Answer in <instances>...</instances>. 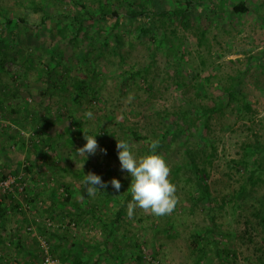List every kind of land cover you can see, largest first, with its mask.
Here are the masks:
<instances>
[{
	"label": "rangeland",
	"instance_id": "374dc122",
	"mask_svg": "<svg viewBox=\"0 0 264 264\" xmlns=\"http://www.w3.org/2000/svg\"><path fill=\"white\" fill-rule=\"evenodd\" d=\"M179 1L0 0V21L6 15L29 23L0 33V48L8 58L0 68V197L8 209L6 231L0 225V264H197L191 234L213 221L203 201H192L198 192L183 166L182 147L186 138L194 141L201 133L194 127L182 135L174 115L188 100L212 103L221 82L245 72L242 89L255 109V122L224 117L213 122L209 133L218 140L208 178L212 194L236 190L242 175L232 161L239 158L244 141L264 136V0H224L222 6L198 2L190 26L168 18L153 24L147 18L150 32L141 37L142 22L123 14L129 2L159 12L176 9ZM241 1L249 14L231 10ZM105 6L119 10L121 20L104 18L100 12ZM212 6L217 10L209 16ZM75 15L87 20L80 32L69 20ZM43 20L46 26H40ZM72 33L77 40H71ZM183 46L189 51L187 61L181 59ZM149 64L144 78L138 76ZM50 67L56 68L51 71L56 77L48 75ZM209 73L215 77L207 80ZM76 77L87 79L96 94L78 97L69 86ZM59 80L69 90L60 89ZM87 111L93 113L91 119ZM84 135L96 136L107 154L99 148L95 155L81 154ZM121 139L137 156L148 152L150 140L163 142L156 149L170 167L178 197L170 214L157 217L137 208L132 218L127 216L131 178L120 170L116 144ZM47 141L50 145L44 146ZM89 172L104 181L119 179V192L109 184L87 195L82 182ZM67 187L72 195L68 206ZM263 193L251 192L232 211L216 210L221 240L210 253L214 261L203 264H264V229L255 216ZM207 242V248H214Z\"/></svg>",
	"mask_w": 264,
	"mask_h": 264
},
{
	"label": "trees",
	"instance_id": "16d2710c",
	"mask_svg": "<svg viewBox=\"0 0 264 264\" xmlns=\"http://www.w3.org/2000/svg\"><path fill=\"white\" fill-rule=\"evenodd\" d=\"M206 1L207 3L218 1L220 6L224 5L222 4L224 0H181L179 1L178 7L176 9L155 12L152 8L145 9L146 6H144V4H136L132 3V1L129 2L130 5L128 6L127 11H124L123 14H126L125 16L127 18H132L135 22H142V25L138 27L139 36L141 37L142 35L150 32V30L147 28L146 23L144 22L147 18L151 19V21H153V24L156 23V21L161 22L162 20L168 18L170 19V21H174V19L180 20L182 21V23L185 21L186 24L184 26H190L189 21L191 18V12L195 8L196 4L198 2L205 3ZM77 5L78 7L81 6L86 9V6H84L80 2ZM215 10L217 9L212 6V8L209 9V16H212L213 13L211 12H214ZM231 10L239 15L249 14L250 12L249 6L244 1L238 2L237 4L232 6ZM100 13L104 18L111 17L117 22L122 18V14L119 13V10L112 9V7L110 6L102 7V12ZM69 20L72 21L74 25H78V32H80L84 22L87 21L84 16L81 15L78 17L77 15H75V17H71L69 18ZM45 22L46 21L43 20L40 26H46ZM206 23L211 24L210 21H206ZM28 25L29 23H27L22 18H14L5 15L4 19L0 21V33L3 34L9 31L11 27H14L16 32ZM66 26L67 25H64L65 28H61L65 36L69 32L68 27ZM205 32L206 30L204 29L200 33V44L204 41V38H206ZM175 33V31H171V34ZM71 35L73 36L71 38L72 41L77 38V36L73 35V33ZM166 37L167 39L169 38L168 35ZM75 43L77 44V42ZM105 44L107 45V43ZM188 53L189 51L187 50V47L183 46L180 53L182 61H187ZM6 54L7 51L3 48H0V68L2 67V69L3 64L8 59ZM15 54L17 55V53ZM150 66L151 65L149 64L148 66L143 68L144 70L137 71L138 76L144 78L143 73H148ZM50 68L51 70L50 72L48 71V75L50 77H56V75L52 73L56 72V68ZM137 74L134 73L133 75ZM198 76L199 75H197L196 78ZM244 76L245 72H238L235 75H229L226 81L220 83L221 90L219 91V95H217V97H214L213 95L211 96L213 100L212 103H204L199 105V103H192V101L188 100L186 103L180 104L178 112L174 115L175 120L173 121V124L179 128L178 131L182 135H185L194 127L196 128V131L201 133L200 136L195 137L194 141H190V138H186L182 147L185 154L183 166H185V168L191 172L192 178L190 180L194 183V186L198 192V198L194 197L192 198V201L194 204L203 201L205 206L209 209V214L211 215V220L213 221V225L208 227L207 229L200 230L197 233L191 234L190 246L196 254L197 264H203L205 260L211 262L214 261L210 253H213L214 249L219 246V242L221 240V238H217V228L219 222L215 213L216 210H225L226 207H228V211H232L239 200L245 199V197L249 196L251 192H255L256 190H264V136L263 138H260L259 135H255L256 137L254 140L250 139L244 141L241 145V154L239 158L232 161L234 167H236L239 174L242 175V182L236 190L228 194H223L222 196H213L210 184L208 183V178L210 176L209 170L213 166L214 160L218 156V140L216 138L210 137L209 134L213 122L215 120H222L224 119V117H228L229 120H233L234 123L244 122L247 124L249 122H255V109L253 108L252 102L249 100L248 96L242 89ZM212 77H215V75L209 73V75L205 78L209 80ZM56 80L57 78L54 79V81ZM50 84L53 86L54 83ZM58 84L60 86V89L65 91L69 90V87H66L64 83L61 82V80L58 81ZM198 84H195L193 86H198ZM70 85L73 88L75 94L80 98L96 94V91L88 83L87 79L76 77L74 81H70L69 86ZM54 87L56 88L55 85ZM196 93L202 95L201 91H196ZM191 116L194 119H191ZM39 128L43 129L44 124H41ZM43 132L46 137H49L47 136L48 132L46 131V129ZM133 134L136 135V133L134 132ZM161 143L163 142L159 139V144ZM46 145L49 146L50 141H47L44 144V146ZM35 152L36 154H40V152L42 151H40L38 146H35ZM156 153H159L158 149H156ZM26 170L29 171V169ZM68 189L69 188L67 187L66 192L68 193V197L64 198V202L67 204V206L70 202H72V195L69 192L70 190ZM259 199L260 200L257 203L258 208L256 209L257 213L255 214V216L259 218V224L262 225L264 229V193ZM1 200L2 199L0 197V225L3 227V230L6 231L4 229V226L5 216L7 217L8 209L7 207H4V204ZM53 203H55V201H53ZM80 214L84 215V217L87 215V213L82 210L80 211ZM94 216L97 215L93 213L92 217ZM115 222L117 221L110 223V227H113L112 225ZM106 236L110 238V236L112 235L106 234ZM208 236L209 239H207ZM107 237L105 238L106 240L108 239ZM206 240H208L207 244L211 245L212 243L214 248H207V245H204ZM110 245H112V243H110ZM105 250H110L107 247L106 243ZM261 251L262 255L264 256V249L261 248ZM137 258L139 259V261H143L141 256H138ZM77 264L83 263L79 262Z\"/></svg>",
	"mask_w": 264,
	"mask_h": 264
},
{
	"label": "clouds",
	"instance_id": "9594fccd",
	"mask_svg": "<svg viewBox=\"0 0 264 264\" xmlns=\"http://www.w3.org/2000/svg\"><path fill=\"white\" fill-rule=\"evenodd\" d=\"M88 118L93 117L91 111L85 112ZM85 145L79 152L85 156L95 155L99 148L96 136H85ZM159 145V140L149 141V150L142 156H137L130 143L121 139L117 141V158L121 172H126L131 178L130 190L131 200L127 204V216L132 218L135 209L140 208L152 215L160 217L170 214L178 202L176 195V185L169 179L170 167L165 158L157 154L155 149ZM100 153L107 154L106 149L99 148ZM83 188L87 195H91L99 189H106L110 186L117 192L121 188V182L117 178L104 181L92 172L84 175Z\"/></svg>",
	"mask_w": 264,
	"mask_h": 264
},
{
	"label": "built area",
	"instance_id": "2783aa9c",
	"mask_svg": "<svg viewBox=\"0 0 264 264\" xmlns=\"http://www.w3.org/2000/svg\"><path fill=\"white\" fill-rule=\"evenodd\" d=\"M47 264H51V263H47Z\"/></svg>",
	"mask_w": 264,
	"mask_h": 264
}]
</instances>
